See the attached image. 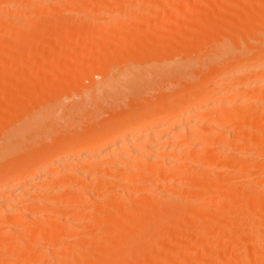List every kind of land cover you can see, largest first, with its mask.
<instances>
[{
	"label": "rangeland",
	"instance_id": "1",
	"mask_svg": "<svg viewBox=\"0 0 264 264\" xmlns=\"http://www.w3.org/2000/svg\"><path fill=\"white\" fill-rule=\"evenodd\" d=\"M1 2L3 3H1L2 5L0 4L1 5L0 6L1 7L0 8V60H1L0 61V101L2 102L4 101V102L3 103L0 102V121H1L0 122V155H2L0 156V158L1 159L3 158L1 162L5 161L4 163H6V161L13 162L14 160H15L14 162L17 161V163L19 160V162L23 164H33V163H38L41 161H49V160L51 161V159L53 160V157L54 159L56 158L55 157L56 154L60 155L59 153H61L62 157L65 156L64 158H67L66 157L68 155L67 152L68 153L73 152V150L76 148H79V149L84 148L85 150V148L88 145L92 144V142L99 143L106 138H111V137L114 138L115 135L117 134V132L115 133L116 130L118 131L119 128L126 126L127 125L126 122L129 123L135 118L144 116V117H149L150 120L152 118L154 119L157 115L161 113L160 108L164 106H168L170 104H174V107L176 106V108L179 109V111L181 108L183 109L185 108V106H187L186 104L185 106L182 105L183 107L181 106L178 107V104L181 105L179 102H184V103L190 102L188 103V105L190 106L192 103V101L189 98L190 93L200 90L201 89L200 87L205 88L206 85L207 87H211L210 83L212 84L213 82H215V80H217L218 77L220 76L222 77L224 74L234 71L235 67H233V65L232 66L230 65L231 61L234 59L232 57L236 58V56H240L242 55V53L245 54V52H248L249 54L255 53L254 60H256V62H258L259 65L264 63V61L260 63L261 58L264 57V55L263 56L260 55L262 54L261 51L263 49V47H261V44L264 46V0H255V1L254 0H104V1L103 0H47L46 4L45 2L38 1V0H33V1L32 0L31 1L29 0L28 1L27 0L25 1L5 0ZM247 15H250V16H247ZM37 16H39L40 18ZM12 28L15 32H13ZM224 39L229 40V45L227 47L230 46L231 49H229L230 48L229 47L227 55H224V57L226 56L225 59H227L225 61L227 62L229 61V63L227 62L224 63V59H223L224 57H223L222 58L223 65H222V63L219 62L221 60L219 59L218 61L215 60V58L217 57L213 56L212 53H216V51L219 48V44H222V40ZM211 41L213 42L211 43ZM248 44H251V45L248 46ZM256 45L260 47L258 46L256 47ZM216 47L218 48L216 49ZM208 48H209L210 54L208 53ZM200 49L201 50L203 49V51H201ZM229 50L233 52L231 51L229 52ZM240 50H241V54L239 55L238 52H240ZM200 51L201 53H199ZM203 52H206L207 54L206 53L203 54ZM7 56L9 58H7ZM205 58L207 59V61ZM185 60H188V62ZM184 61L186 64L184 63ZM233 61H235V59ZM217 62H218V65H216ZM182 64L183 65L185 64V65L183 66ZM256 64L257 63H255L254 61V66H256ZM154 65L156 66V68ZM181 65L183 66V68L185 66L187 67L188 65L189 68L185 67L186 69L185 71V69H183ZM229 65L230 67L223 71V69ZM199 66L201 69L199 68ZM207 67H208V70H205L207 69ZM217 67H219V69L221 67L222 68L221 70H219ZM179 68L180 69L182 68V71ZM158 69L161 72H159ZM175 69H179V71ZM217 69L218 71H221V72L218 73ZM164 70H167V71H164ZM163 71L165 73H163ZM212 71L213 72L215 71V72L213 73ZM149 73L151 75H149ZM216 73H218L217 74L218 76L216 75ZM105 74L106 75L112 74L111 76L112 78L113 77L114 78L111 81H115L116 76H119V79L114 82V85H115L114 88L112 86L110 87L107 86L108 88H111V89L113 88L114 90L112 91L111 89H109L110 91L108 90V88L106 89L105 80L107 76L105 77ZM131 74L135 78L136 77L140 78V80L142 81H140L137 78L135 79L131 77ZM155 74L156 76H159V77L152 76ZM208 74L213 77L208 78L209 77ZM123 75L125 76V79ZM130 77L133 78L131 79L132 81L129 80ZM126 79L127 81H130L129 83H127V85L123 84V82L124 83L127 82ZM260 79L262 80V78ZM133 80L135 81V83ZM254 80H255L254 86H256L254 87L255 88L254 93H256L254 94V96L255 95L259 96L260 100L257 99L255 101L254 99L253 106H250L249 102H250V97L252 98L251 93L253 91H250V92L248 91L249 94L246 92V94L243 95L244 97H242V99L246 98L245 100L247 103L245 102L243 104L242 103L243 100H242L241 102L236 103L235 104L236 107L234 108L237 111L242 109V112H241L242 115L248 117V118H245L244 116H242L244 117L246 121L243 119L244 122L241 121L242 122L241 126L245 125L243 123H246V125H245V128L241 127L242 130H238L242 132L243 129H245V132H243L242 134H243V137L244 135L245 136L247 135L246 136L247 140L245 141L240 140L241 143H239L240 141L238 140V138H236V135H235L238 131H236L232 135V133L234 132V129H237L235 128L236 126L234 127L235 124H233V125H230V128H233L231 129L232 132L229 131V133L231 132L230 134L227 133L228 131L227 129H225L226 133L228 134V140L231 139L230 141L234 142L233 144L231 143V146H226L225 143H229L227 142L228 140L223 141V139H221L222 136L218 135L219 137H214L211 140L209 139V141L207 139V143L206 141L202 142L203 144L205 143L204 149H199V147L203 148V145L198 146V148L196 147V151L195 149L193 150L192 148V150L190 151L196 152L197 155L199 153V156L201 154L205 157L207 155V157L209 156V158L213 156H220L218 160L217 158H216V161L212 160L213 164L212 165L209 164L210 167L204 166L202 167L203 170L198 169L199 170L198 173H196L197 169H195L197 168L196 164L193 163V161H191V159L188 158L190 157L192 159H196L197 157L194 158L193 155L190 154L192 155L191 157L188 153L187 154L189 156L185 154L181 156V154H179L183 161H186L187 163V159H189L190 164L192 162V164L195 166L192 168L190 165V167L188 166L189 169L187 168L188 170H190V172H193L194 170H196V172L192 176L188 177L187 176L189 174L188 173L186 175L187 178L184 176L185 178L180 177L184 179L182 180L179 179L180 183L181 181H183L184 185L185 183H187L189 184L190 187H187V189L182 188L183 190L178 191L179 186H177L178 189L176 188V186H173V184L174 183L176 184L177 182V181L175 182V180L173 179V177H175L173 176L175 175L173 173L175 172L172 173L173 170L175 171L173 165L177 163L176 160L178 159L176 156L174 160L175 162L169 164L170 166L167 164L168 167H165L166 169H168V171H170L168 172L165 169V172L167 171V173H172V174H168L170 175V178L168 175H166V179L167 177L169 178L168 183L166 182L167 180L164 179L165 176H163V174L160 175L162 178L158 177L157 179V175H155L156 176L154 177L155 179H151L152 181H154L153 184L156 182L155 180L157 179L156 184L154 185H152V183L150 184V186L152 185V187L157 186L156 187L157 189L162 188L158 186V185H161V183L162 184L164 183L167 185L169 184L167 187L164 185L163 187L164 189L162 188V190H160L162 192V195L161 194L159 195L161 196L157 195L158 192L157 194L156 192H154L155 188L151 189L150 187L149 191L144 190V188L146 187L145 186L146 184L143 185L142 184L143 182H141V184L137 182L136 184L135 183L132 184V186L130 185L128 187L130 188L129 191H128V188L125 189V187L124 189H122L123 187L121 186L123 184L121 183L120 179H119L120 181L117 180L118 178L116 177L117 175L115 176L112 175L111 177H115L116 178L115 181H119L120 183L118 182H117L118 184L116 182L113 183L114 181L112 179L114 178L111 179V182L109 181L110 175L109 176L107 175L111 173L108 170L110 168V164L105 165L104 168L108 167L106 171H108L109 173L108 172L106 173V171L103 169L105 172L102 170L101 173L102 174L106 173V174L104 176L102 175L103 178L99 177L101 179H98V180L95 179V181L97 180L98 182L99 180H102V179L106 181V179L108 178L107 182H109L110 185H112L113 183L112 187H114V185L117 186L119 184H122L120 185L122 190H120L119 188V191L121 192L123 191L122 194L126 190L128 192L124 193L125 195L133 190L132 192L135 193L136 191L139 195H141L142 199H141V196H138L140 198H137V201L135 200L136 202L134 204L135 205L137 204V207L134 206L135 207L134 208L131 206L132 208L131 207L129 208V206H124L126 209L127 208L132 209V210L134 209L132 213L135 215V217H133L132 213L130 214L131 210L127 209L129 213H127L126 215L128 214L132 215V220L129 219V215L127 216L128 217L127 219L125 212H124L126 210L122 208L123 206L121 204L120 205L122 207L120 206V208L117 210L118 211L116 212L117 214H115V212H112L113 210L109 207L111 209L112 214L114 215V218L117 219V220L113 219V221H115L114 222L115 226L113 225L114 227L111 229L109 228L110 223L107 224L105 220L113 217V215H111L110 209L103 208V206L104 207L105 205L106 207L109 206L107 205V203L110 204V202L112 201V199L109 198L111 195L113 196L118 195L116 194V191H118L117 188L114 189L115 191L111 190V191H114L115 193L114 194L112 192L113 194H111L108 191L111 189V188L109 189L110 186H107L108 189L106 188L107 193L105 190L101 191V188L104 189L106 187L105 184H101V183H100L101 186L104 187L105 185L104 188L101 187L99 184H98L99 187L97 186L98 187L97 188L95 187L97 184L94 183L95 184L94 186V184L92 183V186H94L93 190H91L93 188L92 186L91 187L87 186L89 188H84L86 190L81 191L78 189L76 190L74 188L75 190L73 191V186H72L71 187L72 189L71 188L69 189L72 191H69L66 193L61 192L62 195H60V197L58 195V198H67L68 196V199L69 198L72 199V196H73L74 199L72 200V202L70 201L71 199L69 200L70 201L69 207H71L72 209L69 207L68 209L64 207L62 208L63 210L59 209L61 213H59L60 211L57 210L58 213L56 211L57 213L56 214L55 213L56 209H52L53 207L51 206L52 208L49 207L51 209V210L49 209V211H47V208H44L47 212L46 216L49 219L48 218L41 219V220L38 219L37 222L36 221L30 222V220L33 221L32 220L33 218L31 219L28 218L29 222L27 223L38 224L39 228H36V229L37 230L39 229L38 231L42 230L40 231V233L42 234L44 232L42 236V234L40 233L38 234L37 233L38 231L36 230L35 231L36 234H33L35 233L33 232L32 233L33 235L29 236L31 237V239L26 238L27 241L28 240L30 242L33 241L35 245L37 241L40 240V243L39 242L37 243L39 244L38 246H36L37 248L35 247L36 249L34 248V250H32L34 253H30V254L35 255V257L38 255L40 259L41 258L40 256H42V254H45L46 256V254L49 253L48 251H50V254H49L50 256L49 255H48L49 257L47 256L49 258V260H47L48 263L50 262L49 264L51 263L58 264L60 263V261H61L60 264H63L65 261H66L65 264L68 262H71L70 264H79V263L80 264H86V263L87 264L88 263L89 264L90 263L91 264H119V263L121 264H134V263L135 264H253V263L254 264H264V227H263L264 225H260V223L262 224L264 220V173H263L264 172V160H263L264 159V140H263L264 139V131H263L264 130V118H261V115L263 114L262 111H264V92H263L264 85H262L263 81L262 82L260 81L261 83L258 84L256 79ZM1 81H4V82H1ZM191 81H194V82H191ZM119 85L120 86L122 85V88ZM125 85L127 87H125ZM104 87L108 91L103 89ZM116 87L122 89V91H120V89L118 90ZM100 90H104L107 94L104 92L103 93L100 92ZM4 97L6 98V100L4 99ZM239 103H241V105H239ZM224 108H222V112L223 110L224 112L227 111ZM228 108H230V106ZM231 109L233 108H230V110ZM79 111L81 112L79 113ZM237 111L235 113H237ZM35 112L37 115H34ZM64 112L67 113L68 115L67 114L65 115ZM215 112L213 113V115L211 114V116L209 117H212V118L214 117V119H216L218 115L220 114L221 109H220V112H217V113ZM262 116L264 117V115ZM128 125H130V123ZM230 128L228 130H230ZM220 133L223 134V132H220ZM154 134H155V137H154ZM158 134L160 135L158 136ZM239 134H237V137ZM13 135H15L16 139ZM108 135H111V136H108ZM143 135L144 136L143 138H141V142H138L141 144L136 143L134 145L135 143L134 142L133 144L130 143L129 146L128 145H125V147L123 146V149L120 148L121 150L117 149L118 152L117 151L115 152L117 155L116 158L120 160L122 154H123V157H125L126 154L128 156L129 149L136 148L135 150L137 151H134V152H136L135 154L137 155H138L137 152H139V155L138 156L135 155V158L137 157L138 159H143L147 154L146 156L147 158L146 157L145 158L148 159L149 157L148 155L149 154L152 155L153 151L159 147L158 146L159 143L160 144L164 143L165 145L166 144L169 145L171 142V139H170L169 140L170 142L167 141L166 143L165 140L167 139L163 138V141L160 140V142H158V141L153 140L154 142H152L151 140L148 144L143 145L142 141L146 139V133ZM156 135L160 137L162 135V131L161 132L157 131V134L154 132L152 134V138H156ZM223 136L224 138H227L226 135H223ZM8 137L14 144L8 139ZM11 137H13L14 139ZM240 137L242 136H239V138ZM234 138L237 139L238 144L235 143L236 139ZM241 139H244V138H241ZM8 140L10 142H7ZM221 140L223 141V143ZM154 145L157 147L152 149L153 148L152 146ZM84 150H80V155L79 154H75L76 156L74 155L73 157L74 159L72 158V160L75 163H72V165L76 164V162L79 164L81 160L79 156H82L81 154L85 153ZM202 155L200 157L202 159H205ZM236 155L239 156L238 159H235L236 161H234V162H237V164H233L231 162L230 164L231 165L233 164L235 166L233 167L232 165V168L229 169L228 167H226L227 163L230 162V160L234 159L235 157L233 158V156H236ZM180 157L178 159L179 164L177 163L176 165H178L177 167L180 166L181 168L183 165V168H184V164L186 163L183 162L180 159ZM200 157L198 158V160L201 159ZM105 159L107 161L108 160L110 161L111 156L106 157ZM113 159L117 161V159L115 158ZM212 161H210V163ZM110 162H113V160H111ZM197 163H198L197 164L198 166L200 163L199 162ZM9 164L1 165L0 163V167L8 166ZM172 166L173 168H170ZM70 168L71 169L73 168L72 170H74V167H69V168L67 167L68 170ZM63 169L62 170L66 172L65 173L66 175H64V173L62 174L63 171L61 170L60 171L62 174V176L60 174L61 178L63 176L64 177L71 176L73 178L71 173L72 174L76 173L75 170H74L75 173H73L72 170H70V172L67 173L68 170L65 171L66 168H63ZM67 174H70V175H67ZM57 175L55 176V179L56 178L59 179ZM80 177L77 174L75 175L74 178L79 179ZM177 177H175V179ZM72 178H70L71 181L74 179ZM196 178L197 179L201 178L202 180L204 178L205 181L208 183L206 184L205 182V184L201 185L202 180H199V179L197 180ZM207 178H208V181H207ZM62 179H65V178H62ZM159 179L165 180L166 183L165 182L158 183ZM49 180L50 181L49 182L47 181L46 183H53V184L56 183L55 182L56 180L54 181V178L49 179ZM217 180H219V182H217L219 184H216L215 181ZM78 181L77 180L74 181L75 183L74 185L77 184V186H79L78 184H80L81 186L83 182L86 184V181H84V179L82 180L83 182L80 179ZM171 181H173V183H171ZM199 181L201 184H199ZM202 182L204 183V180ZM240 182H242V184H240ZM102 183H105V182H102ZM170 183H171V187L173 186L172 188L175 187L176 189H172L170 187ZM180 183L178 184L180 185ZM44 185L45 184H43V187H45ZM54 185L56 186V184ZM46 187H47V184H46ZM141 187H144L142 188V191L144 190L143 192L141 191ZM195 188L197 189L195 190ZM88 189H90L89 190L90 192L88 191ZM137 189H139L140 191ZM98 191L101 195L102 194L104 195V196L102 195V198H100L101 195L98 196ZM164 191L167 192L168 194H166ZM108 192L111 194L110 196ZM32 194L36 195L34 191H32ZM32 194L27 193L28 196H25V198L29 197V199L27 200H30V198L32 199V197L29 196ZM122 194L119 192V195H122ZM163 194L164 195L166 194L167 195L166 199L167 198L169 199L170 203H168V205L172 204V206H170L171 210L176 207L175 210H178V211H175L173 209L172 212H169V214H167L166 212L170 211V208H169V210L167 209L166 211L162 210L163 213L161 212V214H159L160 211L157 212V215L153 216L154 218L152 217V215H154L156 212L154 214L152 213L150 214L151 215L150 217H152L151 219L149 217H148L149 219H147L146 217L143 219L141 217L142 216L141 213L143 212L144 214V212H147L146 206L148 209L149 208L148 204L151 202L152 198L154 200H156V198H154L156 196L162 198ZM125 195H122V197L124 198L121 197L124 200L126 199L125 203L127 204L125 205H129L133 203L132 200H131V203H129L130 199L127 200L128 198H126ZM39 196L37 197L34 196V198L29 201V203L31 202V204H29L26 201L27 203H24V205L25 204H28V205L25 207V209L29 207L30 210L26 209L24 211L30 212L31 210L35 211L36 209L37 211L35 212H38L39 210L38 208L42 206L40 202L43 201V197L41 196V198H39ZM187 196L189 197L187 198ZM51 197H54V196H51ZM117 197H119L118 202L119 203L122 202V200L120 199V196H117ZM171 197L174 200L170 201ZM58 198L57 196H55V198H52V199L50 198V200L51 202L54 203L55 200L53 199H56L57 204H58L61 201V199H58ZM108 198L110 200H108ZM138 199L140 200L138 201ZM154 200L152 201L154 202ZM217 200L220 202H218ZM99 201H101L100 203H102V205L99 203ZM172 201H174L173 203L175 204V206L173 205ZM248 201H249L248 205H251L254 208L251 206H248L246 208L245 206L246 204L244 203H247ZM97 202L98 204H96ZM1 203H0V206L2 205ZM122 203L124 204V202ZM151 204L153 205V203ZM198 204L200 205L197 206ZM231 204L232 206H234L233 208ZM190 207H193L194 209H196V214H194V209L191 208L193 209V212L191 210L192 213L191 214L189 213L188 215L190 217H188L186 210L187 212H190ZM99 209L104 210L106 213L108 212V214L103 215L104 211L100 213L101 210ZM106 209L108 211H106ZM244 209L246 213L244 212ZM250 209H252L251 212L248 211ZM98 210L99 212L97 213ZM149 210H151V208H149ZM39 211H40L39 213L41 214L45 212L43 211L42 213L41 210ZM94 211H96V213ZM136 211H138V215ZM139 211L141 212L140 214H139ZM35 212L32 214H35ZM46 212L44 214H46ZM123 212L124 214H122ZM174 212L176 213L174 214ZM148 213H147V216H149ZM250 213H253V214H250ZM249 214L251 215V217ZM178 215H179V219L177 218ZM246 215H249L250 219L248 218V216L246 217ZM70 217L75 220L77 219L75 224L80 222L79 224L83 226L82 227L80 226L78 228L73 226L72 227L73 229H70V228L65 229L66 228L65 226L61 227L59 225V224L64 225L63 224L64 219L62 218L69 219ZM100 218L102 221L100 220ZM194 219L197 223L194 221ZM228 219L230 221L234 220L235 221L233 222L234 225H232L233 223L230 224V221ZM61 220H62V223H59L61 222ZM136 220L137 221L139 220L140 228L137 227L136 229H133L131 231L126 230L127 224L128 223L131 224L132 223L131 221H133L132 224H135L137 222ZM92 221L93 222L99 221L98 226H96V228L98 229L97 231L95 228H90V226H88V225H91V223H93ZM177 221L179 222V224ZM227 221L229 224L227 223ZM225 222L227 225L225 224ZM139 224L137 223L138 226ZM151 225H153V227ZM229 225H231V228L229 227ZM58 226L61 229L57 228ZM151 227L153 229L154 228L156 229V231L152 229L154 231L152 232L153 235L149 237L151 241L150 240L148 241L147 239L144 240L143 237L145 236L144 235L145 230L147 231ZM220 227L221 228L223 227L224 229L222 228L221 230ZM219 230L221 233L219 232ZM226 230L229 232H227ZM206 232L207 233L212 232L208 234V238L203 237L205 235L204 233ZM19 233L23 234L22 231ZM55 233H57V236ZM115 233L117 237L115 236ZM207 233L205 236H207ZM21 234L17 233V235L10 237V239L4 244H0L2 245L0 249H4V250H1L2 253L1 252L0 253L4 254L5 250L7 249L11 250L14 247H18L19 245L16 244V242L17 241H18L17 243L21 242L19 240L23 238ZM187 234L194 237V239L190 236H187ZM216 234L218 235L220 234V236L217 237L215 236ZM12 235H14V233ZM108 235H111V236H108ZM120 235L122 237H120ZM171 237H174L175 240L177 238L178 239L176 240L177 242L173 238L172 239L175 242L172 241ZM198 237H200V239H198ZM53 238H59L60 241L63 240L60 242L61 245L58 243L59 241H57V243L59 244L58 245L54 241L56 239L53 240ZM132 238L137 240V243ZM206 238L210 240L207 241ZM139 240L143 241V243H145V241L147 242L143 244ZM244 240H246V242H244ZM248 240L249 242L250 240L252 242L248 244L247 243ZM23 241L25 242V244H23L24 242H22L23 245L20 244V246L22 245L24 247V245L27 246V244H29V241L28 243H26L25 240ZM53 241L55 245H58L56 246V248H54L55 246L53 245L54 244ZM109 241L112 244H110ZM190 241L193 243H190ZM95 242H97V246ZM139 242H141L143 245L139 244ZM83 243L84 244L86 243L85 244L86 246L88 245V243H90L89 244L90 246L88 245L89 249L93 250V247H95L94 250L96 249V251L93 250L94 253L91 252L92 250L90 251L88 248H86V246H84ZM108 243L110 246L108 245ZM244 243L246 244V246ZM105 244L108 247L105 246ZM133 244H137V245H133ZM171 244H174V245H171ZM241 244H243V246ZM135 247L139 250V251L136 250L137 254H135L136 252ZM139 247H142L143 250L142 248H139ZM154 247H157L158 249L157 248L155 249ZM228 247H230L231 249H228ZM52 248H54V250ZM58 248L59 250L61 249L60 252ZM109 248L111 249L116 248L115 249L116 253L115 254L113 253L110 255ZM151 248L155 251L157 250V252L155 251L152 252L153 250ZM85 249H88L87 250L89 251L88 255L91 254L92 257L91 255L89 257L87 256V251ZM55 250H58L59 253H57V251ZM185 251H186V255L184 254ZM132 252L134 253V255H131L133 254ZM53 253H57L56 256H54L55 254ZM102 253H104L105 256H103ZM128 253L130 256L128 255ZM178 253L180 254L177 255ZM51 254L53 255V257H51L52 256ZM259 255L260 257L262 255L263 258L262 259L259 258V260H257ZM70 256L73 257V259H71L72 261L70 260L71 258ZM251 256L254 262H252V259H250ZM86 257L87 259H89L88 260L89 262L86 261L87 260ZM15 258L10 259L9 263L5 262L4 264L18 263L19 261H17V259L15 261ZM224 258H226V260H224ZM11 260H14L15 262ZM43 262L45 263L46 261L45 260L43 261V258H42L40 263L35 262V260H33V262L30 260L29 263L30 264L31 263L32 264H42ZM47 262L46 264H48Z\"/></svg>",
	"mask_w": 264,
	"mask_h": 264
},
{
	"label": "bare ground",
	"instance_id": "2",
	"mask_svg": "<svg viewBox=\"0 0 264 264\" xmlns=\"http://www.w3.org/2000/svg\"><path fill=\"white\" fill-rule=\"evenodd\" d=\"M1 1H5V0H0V4L1 3H3V2H1ZM9 1V0H8ZM18 1V0H17ZM21 1H25V0H21ZM28 1V0H27ZM29 1H31V0H29ZM33 1V0H32ZM38 1H43V2H45V4L47 3L46 1L47 0H38ZM104 1V0H103ZM255 1V0H254ZM42 2V3H43ZM28 3V2H27ZM44 4V3H43ZM2 5V4H1ZM0 5V6H1ZM249 6V5H248ZM1 8V7H0ZM116 8V7H115ZM122 8V7H121ZM253 10V9H252ZM87 11V10H86ZM43 12V11H42ZM13 13H15V12H13ZM86 13V12H85ZM114 13V12H113ZM52 14V13H51ZM84 14V13H83ZM245 14H247V13H245ZM14 15V14H13ZM22 15V14H21ZM93 15V14H92ZM254 15V14H253ZM55 16V15H54ZM63 16V15H62ZM246 16V15H245ZM247 16H250V15H247ZM256 16V15H255ZM258 16H259V14H258ZM37 17H39V16H37ZM67 17V16H66ZM87 17V16H86ZM235 17H236V15H235ZM40 18V17H39ZM38 18V19H39ZM54 18V17H53ZM65 18V17H64ZM92 18V17H91ZM116 18V17H115ZM257 18V17H256ZM25 19V18H24ZM216 19V18H215ZM221 19V18H220ZM236 19V18H235ZM223 20V19H222ZM237 20V19H236ZM65 22V21H64ZM230 22V21H229ZM232 23V22H231ZM13 25V24H12ZM227 26H228V24H227ZM234 26V25H233ZM247 26V25H246ZM201 29H203V28H201ZM12 30H13V28H12ZM66 30V29H65ZM226 30V29H225ZM224 30V31H225ZM241 30H243V29H241ZM185 31V30H184ZM188 31V30H187ZM240 31V30H239ZM6 32H8V31H6ZM13 32H15L14 30H13ZM186 32V31H185ZM226 32H228V31H226ZM37 33V32H36ZM246 33V32H245ZM251 33H252V31H251ZM64 34V33H63ZM144 34V33H143ZM146 35V34H145ZM201 35V34H200ZM236 35V34H235ZM255 35H256V33H255ZM52 36V35H51ZM178 36H179V34H178ZM68 37V36H67ZM126 37V36H125ZM221 37V36H220ZM238 37V36H237ZM50 38V37H49ZM176 38V37H175ZM180 38V37H179ZM235 38V37H234ZM212 39V38H211ZM197 40V39H196ZM235 40V39H234ZM236 41V40H235ZM234 41V42H235ZM139 42V41H138ZM213 41H211V43H212ZM248 42V41H247ZM76 43V42H75ZM219 43V42H218ZM105 44V43H104ZM175 44V43H174ZM208 44H210V43H208ZM40 45V44H39ZM177 45V44H176ZM229 45V40L228 39H224V40H222V44H219V48L218 47H216V49L218 48V50L216 51V53H212V52H214V51H212L211 53H212V55L213 56H215V57H217V58H215V60H217L218 61V59L219 60H221V61H219V62H223V60H222V58L224 57V55H227V52H228V48L230 47H227ZM231 45V44H230ZM251 44H248V46H250ZM11 46V45H10ZM180 46V45H179ZM205 46V45H204ZM213 46V45H212ZM258 45H256V47H257ZM7 47V46H6ZM30 47H31V45H30ZM169 47V46H168ZM206 47V46H205ZM208 47V46H207ZM258 47H260V46H258ZM261 47H263V49H262V51H261V53L262 54H260V55H264V46L261 44ZM135 48V47H134ZM245 48V47H244ZM170 49V48H169ZM204 49V48H203ZM203 49L201 50V51H203ZM229 49H231V47L229 48ZM241 49V48H240ZM246 49V48H245ZM248 49V48H247ZM254 49V48H253ZM258 49V48H257ZM261 49V48H260ZM10 50V49H9ZM172 50V49H171ZM195 50V49H194ZM198 50V49H197ZM233 50V49H232ZM256 50V49H255ZM60 51V50H59ZM199 51V50H198ZM201 51L199 52V53H201ZM206 51V50H205ZM211 51V50H210ZM231 50H229V52H230ZM250 51V50H249ZM13 52H14V50H13ZM47 52V51H46ZM162 52V51H161ZM196 52V51H195ZM207 52V51H206ZM206 52H203V54H205ZM231 52H233V51H231ZM251 52V51H250ZM260 52V51H259ZM258 52V53H259ZM138 53V52H137ZM166 53V52H165ZM194 53V52H193ZM198 53V52H197ZM197 53H196V55H197ZM208 53L210 54V52H209V48H208ZM239 53V55L241 54V50H240V52H238ZM30 54V53H29ZM28 54V55H29ZM202 54V55H203ZM207 54V53H206ZM229 54H231V53H229ZM248 52H245V54H243L242 53V55H240V56H236V58L235 57H232V58H234L235 59V61H231V66L233 65V67H235V69H234V71H232V72H229V73H226V74H224L221 78L220 77H218V79L217 80H215V82H213L212 84L210 83V85H211V87H207V85L205 86V88L203 89L202 87H200L201 89L200 90H197V91H195V92H192V93H190V95H189V98H190V100L192 101V103H191V105L189 106L188 105V103H190V102H186V103H184V102H179L181 105H179L178 104V107L179 106H181V107H183V106H185L186 104H187V106H185V108H181L180 109V111H179V109H177L176 108V106L174 107V104H170V105H168V106H164V107H162V108H160V111H161V113L159 114V115H157L154 119L152 118L151 120L149 119V117H138V118H135V119H133L131 122H129L130 123V125H128L129 123L128 122H126L127 123V125L126 126H124V127H121V128H119L118 129V131L116 130L115 131V133L117 132V134L115 135V137L114 138H106V139H104L103 141H101V142H92V144H90V145H88L86 148H85V150H84V148L83 149H79V148H76V149H74L73 150V152H67V154H65V155H67L66 157L67 158H64V157H62L61 156V153H59L60 155H58V154H56V155H58V156H56L55 155V159H54V157H53V160L51 159V161L49 160V161H41V162H38V163H33V164H23V163H21V162H19V160H18V163H17V161L16 162H14L15 160V158L13 159L14 161L12 162H10V164H9V162L8 161H6V163H4V162H1V160L3 159H1L0 158V163H1V165L3 164H5V165H7V164H9L8 166H4V167H0V200H2V201H0V203L2 204L1 206H0V232H2V233H0V244H4L5 242H7L9 239H10V237H12V236H15V235H17V233L18 234H21V233H19V232H21L22 231V233L23 234H21V236L23 237V238H21V239H23V240H25L26 241V243H28V241H27V239L28 238H30L31 239V237H29V236H31V235H33V234H36V228H39V225L38 224H36V223H27V222H29V219L28 218H33L32 220L33 221H31L30 220V222H34V221H38V219L39 220H41V219H46V218H48L46 215H47V212H46V210L44 209V208H47V211H49V207H51L52 209H56L55 210V213H56V211L58 210V211H60L62 208H64V207H66L67 209H68V207L70 206V201L72 202V200L74 199L73 198V196H72V199L71 198H69L68 199V196H67V198H58V195H59V197H60V195H62L61 194V192L63 193V192H69V191H72V190H69L72 186H73V191L76 189H78V190H86V189H84V188H89V187H91L92 186V183L94 184V183H96L97 185L95 186V184H94V186L95 187H99V185L101 186V184H105L106 185V187H105V185H104V187L103 186H101V187H103L104 189H102L101 188V191H106V193H107V190H106V188H107V186H110L109 187V189L110 190H108L111 194H113L114 193V189H116L117 188V190L119 191V188H120V190H122V189H124V187H125V189H127L130 185L132 186V184H136L137 182H139V184H141V182H143L142 184L144 185V184H146L145 186V188L144 187H141V191H142V188H144V190H148L149 191V189H150V187H151V189L153 188H155V190H157V191H155L154 190V192H156V194H157V192H158V194L157 195H159V194H161L162 195V192L160 191V190H162V188L164 187V185L167 187L168 185L167 184H162L161 182H165V180H167L166 182L168 183V181H169V178H170V175H168V174H172L173 172H175V173H173V174H175V175H173V176H175V177H177L176 179H175V177H173V179L175 180V182H176V184L174 185L173 184V186H176V188L178 189V187L177 186H179V189H178V191L180 190H183L182 188H186L187 189V187H190L189 186V184H187V183H185V185H184V183H183V181H181V183H180V180L179 179H184L185 177L187 178V176L189 177V176H192L195 172H196V170H194L193 172H190V170H188L189 168H188V166L190 167V165H191V167L193 168V167H195L193 164H192V162H191V164H190V160L189 159H191V161H193V163H195L196 164V167L197 168H195V169H197V172L196 173H198L199 172V170L198 169H202L203 170V168L202 167H204V166H206V167H210L209 166V164H213V161H216V158H217V160L219 159V157L220 156H213V157H211V158H209V156L207 157V155H206V157L208 158H206L205 156H203L202 154V156L205 158V159H202L200 156H199V153H198V155L196 154V152H191L190 150H192V148H193V150L195 149V151H196V147L198 148V146H201V145H203V148H200L199 147V149H204V144L202 143V142H204V141H206V143H207V139H208V141H209V139L211 140L212 138H214V137H219V136H222V138L221 139H223V141H226V140H228V134L227 133H229V131H231V129H233V128H230V125H233V124H235L234 125V127L235 128H237V129H234V132L232 133V135L236 132V131H238V130H242V128H245V125H246V123H243V124H245V125H242L241 126V123L242 122H244V117L245 118H248V117H246V116H244V115H242V109L241 110H239V111H237L236 109H234L235 107H236V103H238V102H241L242 100H243V104L246 102V98H243L242 99V97H244L243 95L244 94H246V92L248 93V91L250 92V91H253L251 94H252V98L250 97V102H249V105L250 106H253V104H254V99H255V101L257 100V99H259V96H257V95H255L254 96V94H256V93H254V87H256V86H254V79H256V81H257V83L259 84V83H261L262 81H263V83H262V85H264V63L263 64H261V65H259V63L258 62H256V60H254V54H249ZM181 55V54H180ZM184 55V54H183ZM192 55V54H191ZM195 55V54H194ZM236 55V54H235ZM61 56V55H60ZM165 56V55H164ZM200 56V55H199ZM206 56V55H205ZM212 56V57H213ZM231 56V55H230ZM256 56V55H255ZM193 57V56H192ZM196 57V56H195ZM208 57V56H207ZM210 57V56H209ZM226 57V56H225ZM225 57L223 58L224 59V63H226L227 61H225V60H227V59H225ZM7 58H9L8 56H7ZM28 58H30V57H28ZM32 58V57H31ZM214 58H213V60H214ZM256 58V57H255ZM264 57H262L261 58V62L260 63H262L263 61H264V59H263ZM96 59V58H95ZM142 59V58H141ZM183 59V58H182ZM197 59V58H196ZM206 59V58H205ZM258 59V58H257ZM263 59V60H262ZM12 60V59H11ZM1 61V60H0ZM106 61H108V60H106ZM153 61V60H152ZM170 61V60H169ZM183 61V60H182ZM185 61H187L188 62V60H185ZM185 61H184V63H185ZM206 61H207V59H206ZM211 61H212V59H211ZM254 61H255V63H257L256 64V66H258V67H256V66H254ZM258 61V60H257ZM10 62V61H9ZM171 62V61H170ZM191 62V61H190ZM208 62H209V60H208ZM215 62V61H214ZM5 63V62H4ZM220 63V64H221ZM227 63H229V61L227 62ZM3 64V63H2ZM83 64V63H82ZM155 64V63H154ZM167 64V63H166ZM172 64V63H171ZM170 64V65H171ZM186 64V63H185ZM184 64V65H185ZM111 65H113V64H111ZM150 65V64H149ZM160 65V64H159ZM162 65H164V64H162ZM183 65V64H182ZM181 65V66H182ZM183 65V66H184ZM196 65V64H195ZM215 65V64H214ZM216 65H218V62L216 63ZM222 65H223V63H222ZM221 65V66H222ZM225 65V64H224ZM230 65L229 66H227L226 68H224L223 69V71L224 70H226L227 68H229L230 67ZM26 66V65H25ZM155 66V65H154ZM183 66H182V68H183ZM193 66V65H192ZM191 66V67H192ZM205 66V65H204ZM166 67V66H165ZM174 67V66H173ZM177 67V66H176ZM178 67H179V65H178ZM177 67V68H178ZM186 67V66H185ZM185 67L183 68V69H185ZM187 67L189 68V66L187 65ZM186 67V68H187ZM211 67V66H210ZM220 67V66H219ZM219 67H217L218 69H219ZM223 67V66H222ZM221 67V68H222ZM22 68V67H21ZM103 68V67H102ZM113 68V67H112ZM148 68V67H147ZM155 68H156V66H155ZM182 68L180 69L181 71H182ZM199 68H200V66H199ZM213 68V67H212ZM221 68L219 69V70H221ZM2 69H3V67H2ZM171 69H172V67H171ZM179 69H175V70H178L179 71ZM201 69V68H200ZM216 69V68H215ZM218 69H217V72L219 73V72H221V71H218ZM44 70V69H43ZM150 70V69H149ZM155 70V69H154ZM160 70H162V69H160ZM205 70H208V67H207V69H205ZM138 71V70H137ZM158 71H159V69H158ZM164 71H167V70H164ZM163 71V73H165ZM168 71H169V69H168ZM185 71H186V69H185ZM192 71V70H191ZM194 71V70H193ZM198 71V70H197ZM203 71V70H202ZM228 71V70H227ZM111 72V71H110ZM149 72V71H148ZM159 72H161V71H159ZM213 72V71H212ZM215 72V71H214ZM213 72V73H214ZM130 73V72H129ZM133 73V72H132ZM151 73V72H150ZM149 73V75H151ZM182 73V72H181ZM218 73H216V75L218 74ZM120 74V73H119ZM142 74V73H141ZM157 74V73H156ZM156 74L155 75H152V76H156ZM183 74V73H182ZM187 74V73H186ZM185 74V75H186ZM199 74V73H198ZM207 74V73H206ZM112 75V74H111ZM110 74H105V77H106V82H105V86H106V89L108 88V87H110V86H112L113 88H114V82L116 81V80H118L119 79V76H116V78H115V81H111L113 78H112V76H111ZM122 75V74H121ZM125 75V74H124ZM123 75V77H124V79H125V76ZM136 75V74H135ZM148 75V74H147ZM171 75V74H170ZM173 75V74H172ZM179 75V74H178ZM211 75H212V73H211ZM211 75H209L208 74V78H212L213 76H211ZM214 75V74H213ZM9 76V75H8ZM176 76V75H175ZM184 76V75H183ZM187 76H189V75H187ZM186 76V77H187ZM191 76V75H190ZM206 76V75H205ZM211 76V77H210ZM218 76V75H217ZM122 77V76H121ZM127 77V76H126ZM131 77H133V78H135L132 74H131ZM130 77V79L129 78H127V79H129V80H131V79H133V78H131ZM156 77H159V76H156ZM171 77V76H170ZM203 77V76H202ZM137 78V77H136ZM135 78V79H136ZM146 78V77H145ZM169 78V77H168ZM177 78V77H176ZM185 78V77H184ZM260 78H262V80L260 79ZM21 79H23V78H21ZM25 79V78H24ZM58 79V78H57ZM127 79H126V81H127ZM137 79H139L140 80V78H137ZM165 79V78H164ZM194 79V78H193ZM206 79V78H205ZM251 79H253V80H251ZM76 80V79H75ZM138 80V81H139ZM144 80V79H143ZM150 80V79H149ZM153 80V79H152ZM158 80V79H157ZM161 80V79H160ZM162 80H163V78H162ZM173 80V79H172ZM204 80V79H203ZM211 80V79H210ZM213 80V79H212ZM251 80V81H250ZM26 81V80H25ZM77 81V80H76ZM125 81V82H126ZM132 81V80H131ZM134 81V80H133ZM140 81H142V80H140ZM179 81V80H178ZM186 81V80H185ZM201 81V80H200ZM261 81V82H260ZM1 82H4V81H1ZM130 81H127L126 83H124L123 82V84H126L127 85V83H129ZM191 82H194V81H191ZM199 82V81H198ZM40 83V82H39ZM118 83H120V82H118ZM134 83H135V81H134ZM133 83V84H134ZM122 84V83H121ZM122 84V85H123ZM198 84V83H197ZM122 85L120 86L121 88H122ZM125 85V87H127ZM176 85V84H175ZM255 85H256V83H255ZM108 86V87H107ZM194 86V85H193ZM192 86V87H193ZM111 89V88H108V90L109 89H111V91L112 90H114V89ZM118 90L120 89V88H118V87H116ZM186 88V87H185ZM191 88V87H190ZM260 88V87H259ZM264 88V87H263ZM14 89V88H13ZM16 89V88H15ZM103 89H105V87L103 88ZM105 89V90H106ZM117 89H116V91H117ZM123 89H124V87H123ZM253 89V90H252ZM28 90V89H27ZM108 90H106V91H108ZM99 91V90H98ZM110 91V90H109ZM120 91H122V89H120ZM27 92V91H26ZM100 92H104V93H106L104 90H100ZM115 92V91H114ZM172 92V91H171ZM257 92V91H256ZM264 92V91H263ZM110 93H112V92H110ZM107 94V93H106ZM122 94V93H121ZM249 94V93H248ZM113 95V94H112ZM10 96V95H9ZM83 96V95H82ZM118 96V95H117ZM84 97V96H83ZM114 97V96H113ZM246 97V96H245ZM7 98H9V97H7ZM4 99L6 100V98L4 97ZM165 99V98H164ZM251 99H252V101H251ZM245 100V101H244ZM247 100H249V99H247ZM260 100V99H259ZM21 101V100H20ZM160 101V100H159ZM261 101H263V100H261ZM0 102H2V101H0ZM4 102V101H3ZM2 102V103H3ZM14 103V102H13ZM183 103V104H182ZM247 103V102H246ZM259 103V102H258ZM257 103V104H258ZM76 104V103H75ZM183 105V106H182ZM239 105H241V103H239ZM238 105V106H239ZM248 105V104H247ZM82 106H84V105H82ZM145 106V105H144ZM230 106V108H233V109H231L230 110V108H228ZM232 106H234V107H232ZM256 106V105H255ZM259 106V105H258ZM225 107V108H224ZM245 107V106H244ZM61 108V107H60ZM222 108H224V109H226L227 111L226 112H224V110H223V112H222ZM228 108V109H227ZM242 108V107H241ZM72 109V108H71ZM80 109V108H79ZM220 109H221V112H220ZM240 109V108H239ZM237 111V113H235L236 111ZM8 111V110H7ZM20 111V110H19ZM72 111V110H71ZM216 111V112H215ZM5 112V111H4ZM81 111H79V113H80ZM217 113V112H220V114L218 115V117L216 118V119H214V117L212 118V117H209V116H211V114L213 115V113ZM239 112H240V114H239ZM263 112V114L262 115H264V111H262ZM8 113V112H7ZM65 113V112H64ZM70 113V112H69ZM67 113H65V115H66ZM74 114H76V113H74ZM133 114V113H132ZM34 115H37L36 114V112H35V114ZM68 115V114H67ZM72 115V114H71ZM247 115V114H246ZM261 115V118H264L263 116ZM19 116H20V114H19ZM22 116V115H21ZM45 116V115H44ZM70 116V115H69ZM73 116V115H72ZM242 116H244V117H242ZM41 117H42V115H41ZM23 118H25V117H23ZM71 118V117H70ZM211 118V119H210ZM244 119V120H243ZM128 121V120H127ZM242 121V122H241ZM246 121V120H245ZM1 122V121H0ZM125 123V122H124ZM124 125V124H123ZM249 125V124H248ZM16 127V126H15ZM230 128V130H228L229 128ZM242 127V128H241ZM4 128V127H3ZM225 129H227V133H226V130ZM15 130V129H14ZM114 130V129H113ZM247 130V129H246ZM3 131V130H2ZM157 131H162V135L160 136V137H158L160 134H158V136L156 135V138H152V134L155 132L156 134H157ZM264 131V130H263ZM5 132H7V131H5ZM218 132V133H217ZM220 132H223V134L222 133H220ZM232 132V131H231ZM230 132V133H231ZM239 132H240V134H239ZM243 132H245V129H243V131L241 132V131H238L235 135H236V138H238V140L240 141H245V140H247L246 139V136L244 135V137H243ZM247 132V131H246ZM146 133V139L144 140V141H142V144L144 145V144H148L151 140H152V142H154V141H158V142H160V140H162L163 141V138L165 139H167V140H165V142L167 143V141L168 142H170L169 140L171 139V142H170V144L169 145H165L164 143V145L163 144H160L159 143V147L158 148H156L157 146H152L153 148L152 149H154V148H156L154 151H153V153H152V155H148L149 157H148V159H146L147 157V154H146V158L144 159H138L137 157L135 158V155L136 156H138L139 155V152H137L138 153V155L137 154H135L136 152H134V151H137V150H135L136 148H131V149H129V151H128V156H127V154H126V156L125 157H123V154H122V156H121V158H120V160H118V158H116V151H117V149L119 150L120 148H122L123 149V146L125 147V145H128L129 146V144L130 143H134V145L136 144V143H138V142H141V138H143V134H145ZM229 133V134H230ZM12 134V133H11ZM216 134V135H215ZM221 134V135H220ZM237 134H239L238 135V137H237ZM242 134V135H241ZM248 134V133H247ZM20 135V134H19ZM113 135V134H112ZM219 135V136H218ZM223 135H226L227 136V138H224V136ZM235 135H234V137H235ZM9 136V135H8ZM14 137H15V135H13ZM22 136V135H21ZM108 136H111V135H108ZM213 136V137H212ZM239 136H242V137H240L239 138ZM154 137H155V134H154ZM169 137V138H168ZM11 138H13V137H11ZM20 138V137H19ZM236 138H234V139H236ZM241 138H244V139H241ZM8 139H9V137H8ZM14 139V138H13ZM15 139H16V137H15ZM18 139V138H17ZM26 139V138H25ZM234 139H232V140H234ZM250 139V138H249ZM10 140V139H9ZM7 141V142H10V141ZM154 140V141H153ZM217 140V139H216ZM231 140V139H230ZM230 140H228L227 142H229V143H225L226 144V146H231V143L233 144L234 142L233 141H230ZM264 140V139H263ZM2 141H3V139H2ZM25 141V140H24ZM53 141V140H52ZM222 141V140H221ZM220 141V142H221ZM223 141H222V143H223ZM241 141L239 142V143H241ZM254 141V140H253ZM12 142V141H11ZM219 142V143H220ZM13 143V142H12ZM16 143V142H15ZM221 143V144H222ZM236 144H238V141H237V139H236V142H235ZM9 144V143H8ZM14 144V143H13ZM44 144V143H43ZM138 144H141V143H138ZM209 144V143H208ZM229 144V145H228ZM235 144V145H236ZM142 145V146H143ZM210 145V144H209ZM148 146V145H147ZM217 146V145H216ZM223 146V145H222ZM4 147H5V145H4ZM7 147V146H6ZM20 147V146H19ZM45 147V146H44ZM79 147V146H78ZM150 147V146H149ZM195 147V148H194ZM81 148V147H80ZM126 149V148H125ZM138 149V148H137ZM4 150V149H3ZM7 150V149H6ZM80 150H84L85 151V153L84 154H81L82 156H79L80 155ZM121 150V149H120ZM20 151V150H19ZM34 151V150H33ZM83 151V152H84ZM148 151V150H147ZM188 151V152H187ZM189 151H190V153H189ZM201 151V150H200ZM246 151V150H245ZM24 152V151H23ZM118 152V151H117ZM121 152V151H120ZM126 152V151H125ZM141 152V151H140ZM185 152V153H184ZM254 152V151H253ZM6 153V152H5ZM18 153V152H17ZM64 153V152H63ZM71 153V154H70ZM122 153V152H121ZM183 153V154H182ZM190 154H192L193 155V157L195 158V157H197L196 159H192V158H190V157H188ZM194 153H195V155H194ZM3 154V153H2ZM8 154V153H7ZM6 154V155H7ZM27 154V153H26ZM29 154H31V153H29ZM75 154H79L78 156L80 157V159L82 160H80V162H79V164L76 162V164L78 165H76V164H73L72 165V163H75V162H73V160H72V158L74 157V155ZM114 154H115V156H114ZM179 154H181V156L182 155H188L187 157L189 158V159H187V163H186V161H183L182 159H181V157H180V155L178 156ZM5 155V154H4ZM114 157H113V156ZM121 155V154H120ZM143 155V154H142ZM192 155H190L191 157H192ZM214 155V154H213ZM219 155H221V154H219ZM233 155V154H232ZM235 155V154H234ZM0 156H2V155H0ZM76 156V155H75ZM111 156V159H110V161L111 160H113V162H110L109 160L107 161L105 158L106 157H110ZM175 156L179 159V157H180V159L183 161V162H185L186 164H184V168H186V169H184L183 168V165H182V168L179 166V167H177L178 165H176L177 163H178V159L176 160V162L177 163H175V165H173L174 166V169H175V171L173 170H171L172 171V173H167V171H168V169H166L165 167H168L167 166V164L169 165V164H171V163H174L175 161ZM212 156V155H211ZM124 159H123V158ZM127 157V158H126ZM201 158V159H199L198 160V158ZM235 157V158H234ZM237 157V158H236ZM238 157L239 156H233V158L234 159H232V160H230V162H228L227 163V166L226 167H228L229 169H231L232 168V165L233 164H237V162H234V161H236L235 159H238ZM258 157H260V156H258ZM113 158H115V159H117V161L116 160H114ZM223 158V157H222ZM226 158V157H225ZM74 159V158H73ZM109 159V158H108ZM122 159V160H121ZM231 159V158H230ZM194 160H196V161H194ZM198 160V161H197ZM213 160V161H212ZM264 160V159H263ZM105 161H107V162H105ZM189 161V162H188ZM210 161H212L211 163H210ZM180 162V161H179ZM182 162V163H183ZM197 162H199L200 164L197 166ZM233 163L232 165L230 164V163ZM105 163H107V164H105ZM110 164V168L108 169V167L107 168H104L105 167V165H109ZM179 164V163H178ZM70 165V166H69ZM72 165V166H71ZM166 165V166H165ZM193 165V166H192ZM170 166V165H169ZM173 166L172 167H170V168H173ZM176 166V167H175ZM201 166V167H200ZM235 165H233V167H234ZM241 166H243V165H241ZM254 166V165H253ZM67 167L69 168V167H74V170H75V172H74V170H72L71 168L68 170L67 169ZM76 167V168H75ZM205 167V168H206ZM63 168H66V170L65 171H67V173L68 172H70V170H72L73 171V173H75V174H72L71 173V175L73 176V178L75 177V175H79V179L82 181L83 179H84V181H86V184L83 182L82 184H81V186H80V184H78L79 186H77V184L76 185H74L75 183H74V181H78L79 179L77 178H72L71 176L69 177V176H63L62 178H65V179H62L61 178V176H62V174L64 173V175H66L65 173L66 172H64L63 170ZM176 168H178V169H176ZM179 168H180V170H179ZM188 168V169H187ZM238 168V167H237ZM63 169V170H62ZM105 170L106 171V169H108L109 170V172H111V173H109L108 171H106V173L108 172L109 174L107 175V176H109L110 175V177L112 176V175H117L116 177H118L117 178V180H121V183L123 184H119V185H117V186H115L114 185V187H112V185H113V183H120L119 181H115V177H109V181L111 182V179L112 178H114V179H112L114 182L112 183V185H110L109 184V182H107L108 181V178L106 179L105 177V179H106V181H104L103 179V181L102 180H99L98 182H97V180L98 179H101V178H99V177H102V175L104 176L105 174H102L101 172H102V170ZM165 169L167 170L166 172H165ZM222 169V168H221ZM225 169V168H224ZM234 169V168H233ZM263 169V168H262ZM63 171L62 172V174H61V172L60 171ZM103 170V171H104ZM178 170V171H177ZM249 170V169H248ZM260 170V169H259ZM104 171V172H105ZM187 173H186V172ZM189 171V172H188ZM201 171V170H200ZM207 171H209V170H207ZM227 171V170H226ZM59 172V173H58ZM103 172V173H104ZM168 172H170V171H168ZM232 172V171H231ZM189 173V174H188ZM251 173V172H250ZM254 173V172H253ZM264 173V172H263ZM58 174V175H57ZM60 174H61V176H60ZM82 174V175H81ZM163 174V176H165V180H163V179H159L158 180V183L160 182L161 183V185H158V183H157V185L159 186V187H162V188H159V189H157L156 187H152V185H154V184H156V182H157V179H158V177H161L160 175H162ZM188 174V175H187ZM58 176V178L59 179H55V176ZM67 175H70V174H67ZM154 175V176H153ZM155 175H157V179L155 180L156 182L153 184V182L154 181H152L151 179H155L154 177H156ZM166 175H168L169 176V178L167 177V179H166ZM187 175V176H186ZM203 175V174H202ZM230 175V174H229ZM84 176V177H83ZM153 176V177H152ZM185 176V177H184ZM77 177V176H76ZM152 177V178H151ZM180 177H184V178H180ZM195 177V176H194ZM202 177H204V176H202ZM242 177V176H241ZM249 177V176H248ZM54 178V181L56 182V183H54V184H56V186L53 184V183H46L47 181L49 182L50 180L49 179H53ZM70 178H72L73 180L71 181V179ZM103 178V177H102ZM162 178V177H161ZM76 179V180H75ZM95 179H97L96 181H95ZM178 179V180H177ZM197 179V178H196ZM199 179V178H198ZM197 179V180H198ZM252 179V178H251ZM60 180H61V182H60ZM87 180H88V182H87ZM90 180V181H89ZM162 180V181H161ZM173 180V181H174ZM199 180H202L201 178L199 179ZM204 180V183L202 182ZM203 180L201 181V183H200V181H199V184H201V185H203V184H205V179L203 178ZM59 181V182H58ZM93 181V182H92ZM95 181V182H94ZM152 181V182H151ZM173 181H171V183H173ZM185 181V180H184ZM207 181H208V178H207ZM52 182V181H51ZM78 182H80V181H78ZM90 182V183H89ZM102 182H105V183H102ZM107 182V183H106ZM165 182V183H166ZM216 182V184H219V183H217V182H219V180H217V181H215ZM243 182V181H242ZM242 182H240V184H242ZM60 183V184H59ZM101 183V184H100ZM117 183V184H118ZM152 183V185L150 186V184ZM171 183H170V187H171ZM178 183H180V185L178 184ZM208 182H206V184H207ZM43 184H45L44 186L45 187H43ZM46 184H47V187H46ZM52 184V185H51ZM89 184V185H88ZM99 184V185H98ZM108 184V185H107ZM178 184V185H177ZM195 184V183H194ZM48 185H50V186H52V187H50V186H48ZM54 185V186H53ZM120 185H122L121 187H123L122 189H121V187H120ZM163 185V186H162ZM87 186H89V187H87ZM94 186H92L93 188L91 189V190H93L94 189ZM119 186V187H118ZM140 186V185H139ZM142 186V185H141ZM172 186V187H173ZM181 186V187H180ZM183 186V187H182ZM185 186V187H184ZM253 186V185H252ZM49 187V188H48ZM97 187V188H98ZM165 187V188H166ZM171 187V188H172ZM75 188V189H74ZM139 188V187H138ZM148 188V189H147ZM175 187L174 188H172V189H176ZM193 188V187H192ZM191 188V189H192ZM72 189V188H71ZM108 189V188H107ZM129 189L130 188H128V191H129ZM164 189V188H163ZM197 188H195V190H196ZM199 189V188H198ZM203 189V188H202ZM65 190H67V191H65ZM90 189H88V191H89ZM97 190V189H96ZM111 190H114V191H111ZM137 190H139V189H137ZM143 190V191H144ZM160 192H159V191ZM204 190V189H203ZM32 191H34L35 192V194L36 195H34V194H32ZM99 191H100V189H99ZM99 191H98V196L99 195H101L100 193H99ZM118 191H116V194H118V195H111L109 192H108V194H109V198H111L112 199V201L110 202V204H108L107 203V205H109V206H107L106 207V205H105V207L103 206V208H108V209H112L113 211L112 212H115V214H117L116 212H118L117 210L120 208V206L122 207V208H124L126 211H124L125 212V215L127 214V213H129L128 212V210H131L130 211V214L132 213V211H134V209L132 210V209H126L124 206H129V208L132 206V207H134V206H136L137 207V204L135 205L134 203L137 201V198H140V197H138V196H141V195H139L136 191H135V193L134 192H129V193H127L126 195L124 194V193H126V192H128L127 190L126 191H124V193L122 194V192L121 191H119L122 195H125L126 196V198H128L127 200H129L128 202L129 203H131V200H132V202L133 203H131V204H129V205H125V204H127V203H125V200L124 199H122V198H124V197H122V195H119V192ZM140 191V190H139ZM142 191V192H143ZM86 192V191H85ZM90 192V191H89ZM94 192H95V190H94ZM113 192V193H112ZM165 192V191H164ZM163 192V193H164ZM27 193L29 194V193H31L32 195H29V196H31L32 197V199L34 198V196H39V198H41V196L43 197V201H39L40 203H41V205L43 206H41V205H39V206H41L40 208H38L39 210H43V211H45L46 212V214H44L43 213V211H42V213L43 214H41V213H39L40 211L38 210V212H35V211H37L36 209H35V211L34 210H31L30 212H32V213H34L35 212V214H32V213H30V212H26V211H24V210H26V209H29V207H27L26 209H25V207L28 205V204H25L24 205V203H29V201L30 200H32L31 198H30V200H27V199H29V197L28 198H25V196H28L27 195ZM102 193V192H101ZM137 193V194H136ZM147 193V192H146ZM166 194H168L167 192H165ZM173 193V192H172ZM177 193H179V192H177ZM38 194V195H37ZM95 194V193H94ZM115 194V193H114ZM141 194V193H140ZM155 194V193H154ZM164 195L163 194V196H162V198L161 197H154V198H156V200H154L152 197V200H154V202L151 200V202L148 204L149 205V208H151V210H149V208L147 209V206H146V210H147V212H144V214H143V212L141 213L140 211H139V214L141 213L142 214V218L144 219L145 217L147 218V219H151L153 216H155V215H157V212H159V214H161V212H162V210L163 211H166L167 209L169 210V208H170V211H168V212H166L167 214H169V212H172L173 211V209L175 210V208H173L172 210H171V207L170 206H172V204H169L168 205V203H170L169 202V199L167 198L166 199V196L167 195ZM171 194V193H170ZM202 194V193H201ZM34 195V196H33ZM103 195V194H102ZM102 195L100 196V198H102ZM143 195V194H142ZM161 195H159V196H161ZM188 195H189V193H188ZM193 195V194H192ZM51 196H54V197H51ZM55 196H57V198L58 199H61V201H60V203H58L57 204V201H56V199H53V200H55L54 201V203L53 202H51V200H50V198L52 199V198H55ZM65 196V195H64ZM93 196V195H92ZM104 196V195H103ZM117 196H120V199L122 200V202H124V204L122 203V202H118L119 201V197H117ZM183 196V195H182ZM194 196V195H193ZM200 196V195H199ZM91 197V196H90ZM89 197V198H90ZM95 197H96V195H95ZM94 197V198H95ZM117 197V198H116ZM122 197V198H121ZM148 197V196H147ZM181 197V196H180ZM185 197V196H184ZM189 196H187V198H188ZM191 197V196H190ZM195 197V196H194ZM203 197V196H202ZM214 197V196H213ZM108 198V200H110ZM160 198V199H159ZM165 198V199H164ZM193 198V197H192ZM191 198V199H192ZM205 198V197H204ZM63 199H65V200H63ZM71 199V200H70ZM93 199V198H92ZM141 199H142V196H141ZM162 199V200H161ZM190 199V200H191ZM200 199V198H199ZM219 199V198H218ZM39 200V199H38ZM42 200V199H41ZM63 200V201H62ZM70 200V201H69ZM100 200V199H99ZM124 200V201H123ZM136 200V201H135ZM140 199H138V201H139ZM148 200H150V199H148ZM166 200V201H165ZM171 200H174L172 197H171V199H170V201ZM196 200V199H195ZM198 200V199H197ZM223 200V199H222ZM230 200V199H229ZM228 200V201H229ZM27 201V202H26ZM98 201V200H97ZM102 201V200H101ZM101 201H99V203L101 202ZM105 201V200H104ZM144 201V200H143ZM164 201V202H163ZM168 201V202H167ZM178 201H180V200H178ZM194 201V200H193ZM200 201V200H199ZM218 201V200H217ZM56 202V203H55ZM74 202V201H73ZM76 202V201H75ZM96 202V201H95ZM103 202V201H102ZM166 202H167V204H166ZM174 201H172V203H173ZM218 202H220V201H218ZM39 203V204H40ZM142 203V202H141ZM151 203H153V205L151 204ZM176 203V202H175ZM230 203V202H229ZM248 203H249V201L247 202V203H244V204H246L245 206H246V208L248 207V206H251V205H248ZM29 204H31V202L29 203ZM95 204V203H94ZM96 204H98V202L96 203ZM101 205H102V203H100ZM121 204V205H120ZM145 204V203H144ZM146 204H147V202H146ZM145 204V205H146ZM150 204H151V206H150ZM197 204V203H196ZM233 204V203H232ZM232 204H231V206H232ZM24 205V206H23ZM35 205V204H34ZM72 205V204H71ZM77 205V204H76ZM173 205L175 206V204L173 203ZM200 204H198L197 206H199ZM30 206V205H29ZM74 206V205H73ZM100 206V205H99ZM143 206V205H142ZM177 206V205H176ZM196 206V205H195ZM202 206V205H201ZM24 209H23V208ZM32 207V206H31ZM30 207V208H31ZM110 207V208H109ZM131 207V208H132ZM166 207H168V208H166ZM234 206H232V208H233ZM251 207H253V206H251ZM34 208V207H33ZM32 208V209H33ZM69 208H71V207H69ZM91 208H92V206H91ZM94 208V207H93ZM135 208V207H134ZM164 208H165V210H164ZM191 208H193V207H190V212H187V210H186V213H187V215L190 213H192L193 212V209H191ZM197 208V207H196ZM254 208V207H253ZM60 209V210H59ZM72 209V208H71ZM74 209V208H73ZM90 209V208H89ZM89 209H87V210H89ZM95 209V208H94ZM111 209H110V213H111V215H113L112 214V212H111ZM153 209V210H152ZM198 209V208H197ZM202 209V208H201ZM200 209V210H201ZM30 210V209H29ZM29 210H27V211H29ZM51 210V209H50ZM63 210V209H62ZM99 210H101V209H99ZM99 210L97 211V213L99 212ZM116 210V211H115ZM122 210V209H121ZM138 210V209H137ZM149 210V211H148ZM191 210H192V212H191ZM199 210V209H198ZM217 210V209H216ZM247 210V209H246ZM251 210L252 209H250V210H248V211H250L251 212ZM254 210V209H253ZM58 211H57V213H58ZM72 211V210H71ZM90 211H92V210H90ZM89 211V212H90ZM102 211H104V210H101L100 211V213L102 212ZM106 211H108L107 209H106ZM123 211V210H122ZM141 211H143V210H141ZM175 211H178V210H175ZM95 213H96V211H94ZM93 212V213H94ZM124 212L122 213V214H124ZM137 212V215H138V211H136ZM149 212V213H148ZM156 212V213H155ZM244 212H245V209H244ZM253 212V211H252ZM56 213V214H57ZM59 213H61V211L59 212ZM93 213H92V215H93ZM147 213L149 214V216H147ZM154 214V215H152V217H150L151 215L150 214ZM163 213V212H162ZM165 213V212H164ZM176 212H174V214H175ZM246 213V212H245ZM245 213H243V214H245ZM55 214V215H56ZM105 214H108V212L106 213L105 211H104V213H103V215H105ZM130 214H128L129 215V219H131L132 220V215H130ZM133 214V213H132ZM136 214V213H135ZM146 214V215H145ZM194 214H196V209H194ZM214 214V213H213ZM248 214V213H247ZM250 214H253V213H250ZM249 214V215H250ZM64 215V214H63ZM101 215V214H100ZM110 215V216H111ZM124 215V216H125ZM128 215H126V217L128 216ZM136 215V216H137ZM186 215V216H187ZM249 215H246V217L248 216V218H249ZM91 216V215H90ZM109 216V215H108ZM131 216V217H130ZM144 216V217H143ZM164 216V215H163ZM173 216V215H172ZM200 216V215H199ZM50 217V216H49ZM93 217H95V216H93ZM98 217V216H97ZM102 217V216H101ZM118 217V216H117ZM133 217H135V215L133 214ZM149 217V218H148ZM177 217V216H176ZM188 217H190L189 215H188ZM227 217V216H226ZM230 217H232V216H230ZM234 217V216H233ZM245 217V218H246ZM250 217H251V215H250ZM120 218V217H119ZM141 218V219H142ZM154 218V217H153ZM175 218V217H174ZM178 219H179V215H178V217H177ZM203 218V217H202ZM235 218V217H234ZM49 219V218H48ZM62 219H64V225H62V224H59V223H62V220H61V222H59L58 224L62 227V226H65L66 228L65 229H67V228H70V229H73L72 227L73 226H75L76 228H78V227H82L83 225H80L79 223H77V224H75L76 223V221H77V219L75 220V219H73V218H69V219H66V218H62ZM113 219L114 220H117L116 218H114V215H113V217H111V218H109V219H106L105 220V222L108 224V223H110V226H109V228H113L114 226H115V221H113ZM122 219H124V218H122ZM127 219H128V217H127ZM140 219V220H141ZM182 219V218H181ZM190 219V218H189ZM192 219V218H191ZM237 219H238V217H237ZM243 219V218H242ZM250 219V218H249ZM92 220V219H91ZM94 220V219H93ZM99 220V219H98ZM100 220H101V218H100ZM134 220V219H133ZM229 220V219H228ZM42 221H44V220H42ZM46 221V220H45ZM102 221V220H101ZM122 221V220H121ZM125 221H127V220H125ZM137 221V220H136ZM135 221V222H136ZM167 221V220H166ZM165 221V222H166ZM175 221V220H174ZM194 221H195V219H194ZM230 221V220H229ZM247 221V220H246ZM93 222V221H92ZM98 222L99 221H94L93 223H91V225H88V226H90V228H95L96 229V231L98 230L97 228H96V226H98ZM132 223H133V221H131ZM130 222V223H131ZM134 222V223H135ZM178 222V221H177ZM184 222V221H183ZM196 222V221H195ZM201 222V221H200ZM200 222H198V223H200ZM222 222V221H221ZM233 222H235L234 220L232 221H230V224L231 223H233ZM249 222V221H248ZM260 222H261V220H260ZM39 223V222H38ZM41 223V222H40ZM120 223V222H119ZM127 224V226H126V230H128V231H131V230H133V229H136L137 227L138 228H140V222H139V220L135 223V224ZM137 223L139 224V226L137 225ZM173 223V222H172ZM175 223V222H174ZM197 223V222H196ZM202 223V222H201ZM227 223H228V221H227ZM36 224V225H35ZM121 224V223H120ZM178 224H179V222H178ZM225 224H226V222H225ZM229 224V223H228ZM237 224H239V223H237ZM248 224V223H247ZM77 225V226H76ZM114 225V226H113ZM122 225V224H121ZM161 225V224H160ZM171 225V224H170ZM185 225V224H184ZM193 225H194V223H193ZM197 225V224H196ZM200 225V224H199ZM227 225V224H226ZM232 225H234V223L232 224ZM245 225V224H244ZM260 225H264V220H263V222H262V224L260 223ZM38 226V227H37ZM85 226H87V225H85ZM152 227H153V225H151ZM155 226V225H154ZM172 226V225H171ZM182 226V225H181ZM192 226V225H191ZM190 226V227H191ZM237 226V225H236ZM248 226V225H247ZM103 227V226H102ZM101 227V228H102ZM135 227V228H134ZM150 228V229H148L147 231L145 230V236L143 237L144 238V240L145 239H147L148 241L150 240V236L151 235H153V233L152 232H154V231H156V229L154 228ZM174 227V226H173ZM229 227L231 228V225H229ZM264 227V226H263ZM57 228H60L59 226L57 227ZM89 228V227H88ZM104 228V227H103ZM123 228V227H122ZM158 228V227H157ZM163 228V227H162ZM165 228V227H164ZM186 228H187V226H186ZM188 228H189V226H188ZM223 228V227H222ZM222 228L220 227V229L222 230ZM41 229V228H40ZM61 229V228H60ZM70 229H68V230H70ZM75 229V228H74ZM154 231H153V230ZM160 229V228H159ZM204 229V228H203ZM224 229V228H223ZM232 229H234V228H232ZM39 230V229H38ZM37 230V231H38ZM110 230V229H109ZM115 230V229H114ZM123 230V229H122ZM185 230V229H184ZM187 230V229H186ZM197 230V229H196ZM202 230V229H201ZM40 231H42V230H40ZM40 231H38L37 233L39 234L40 233ZM59 231V230H58ZM106 231V230H105ZM139 231V230H138ZM162 231V230H161ZM183 231V230H182ZM193 231V230H192ZM208 231H210V230H208ZM227 231V230H226ZM232 231V230H231ZM33 232H35V233H33ZM57 232V231H56ZM140 232V231H139ZM144 232V231H143ZM142 232V233H143ZM219 232H220V230H219ZM225 232V231H224ZM227 232H229V231H227ZM14 233V235H12ZM33 233V234H32ZM58 233V232H57ZM57 233H55L56 234V236H57ZM88 233V232H87ZM111 233V232H110ZM109 233V234H110ZM132 233V232H131ZM131 233H130V235H131ZM157 233V232H156ZM203 233V232H202ZM207 233V232H206ZM206 233H204L205 235H206ZM210 233H212V232H210ZM210 233H207V236H205L204 234V238L205 237H207L208 238V234H210ZM221 233V232H220ZM40 234H42V233H40ZM43 234H44V232H43ZM43 234H42V236H43ZM74 234V233H73ZM104 234H106V233H104ZM141 234V233H140ZM160 234V233H159ZM195 234H197V233H195ZM200 234V233H199ZM223 234V233H222ZM226 234V233H225ZM228 234V233H227ZM201 235V234H200ZM224 235V234H223ZM259 235V234H258ZM35 236V235H34ZM108 236H111V235H108ZM115 236H116V233H115ZM176 236V235H175ZM174 236V237H175ZM179 236V235H178ZM187 236H190V237H192L191 235H188L187 234ZM198 236V235H197ZM215 236H217V237H219L220 236V234L218 235V234H216ZM222 236V235H221ZM37 237H39V236H37ZM41 237V236H40ZM114 237V236H113ZM117 237V236H116ZM120 237H122L121 235H120ZM139 237H141V236H139ZM174 237H171V239L173 238L174 239ZM262 237V236H261ZM27 238V239H26ZM35 238V237H34ZM104 238V237H103ZM157 238V237H156ZM179 238V237H178ZM193 239H194V237H192ZM202 238V237H201ZM206 238V239H207ZM209 238H211V237H209ZM247 238V237H246ZM21 239H19L20 241V243H17L16 242V244H18L19 246L18 247H14L13 249H11V250H5V252H4V254H1L2 252H1V250H4V249H0V264H4L5 262L6 263H9V260L10 259H13V258H15V261H16V259H17V261H19L18 263H16V264H30L29 262H30V260L33 262V260H35V262H37V263H40L41 262V260H42V258H43V261L45 260L46 262H47V260H49V254H50V251H48L49 253L48 254H46V256H45V254H42V256H40V254H39V256L41 257L40 259H39V257H38V255L36 256V257H38V258H36L35 257V255H32V254H30V253H34L32 250H34V248L36 247V246H38L39 244H37L38 242L40 243V240L39 241H37V243H36V245L34 244V242L32 243V242H30L29 241V244H27V246H25L24 245V247L22 246L23 244H25V242L23 241V240H21ZM39 239V238H38ZM54 239H56V240H54ZM62 239V238H61ZM133 239V238H132ZM135 239H136V237H135ZM135 239H133V240H135ZM159 239V238H158ZM157 239V240H158ZM162 239V238H161ZM160 239V240H161ZM172 239V241H174ZM191 239V238H190ZM198 239H200V237H198ZM205 239V240H206ZM243 239H245V238H243ZM34 240V239H33ZM53 240L57 243V241H59L58 243L60 244V242L61 241H63V240H59V238H53ZM105 240V239H104ZM114 240V239H113ZM127 240V239H126ZM143 240V239H142ZM155 240V239H154ZM169 240V239H168ZM176 240H178L177 238H176ZM175 240V241H176ZM196 240V239H195ZM204 240V241H205ZM208 240H210V239H207V241ZM36 241V240H35ZM54 241H53V243H54ZM93 241V240H92ZM112 241V240H111ZM125 241V240H124ZM132 241V240H131ZM139 241H141V240H139ZM151 241V240H150ZM166 241V240H165ZM171 241V240H170ZM171 241V242H172ZM174 241V242H175ZM198 241V240H197ZM255 241V240H254ZM22 242H24L23 244H22ZM66 242V241H65ZM110 242V241H109ZM120 242V241H119ZM129 242H130V240H129ZM135 242L137 243V240H135ZM142 243H143V241H141ZM141 242H139V244H142ZM147 241H145V243H146ZM155 242V241H154ZM158 242V241H157ZM160 242V241H159ZM177 242V241H176ZM213 242V241H212ZM244 242H246V240H244ZM250 242H252L251 240H250ZM249 242V240L247 241V243L249 244L250 243ZM32 243V244H31ZM57 243V244H58ZM67 243V242H66ZM107 243V242H106ZM134 243V242H133ZM145 243H143V244H145ZM152 243V242H151ZM170 243V242H169ZM189 243V242H188ZM190 243H193V242H191L190 241ZM239 243V242H238ZM20 244H22L21 246H20ZM58 244V245H59ZM84 244V243H83ZM86 244V243H85ZM84 244V246H86ZM90 243H88V245H89ZM95 244H96V246H97V242H95ZM94 244V245H95ZM110 244H112L111 242H110ZM122 244V243H121ZM120 244V245H121ZM132 244V243H131ZM142 244V245H143ZM158 244V243H157ZM232 244V243H231ZM245 244V243H244ZM54 246V248H56V246H58V245H55V243L53 244ZM61 245V244H60ZM88 245L86 246V248H88L89 249V247H88ZM108 245H109V243H108ZM133 245H137V244H133ZM141 245V246H142ZM165 245V244H164ZM171 245H174V244H171ZM233 245H235V244H233ZM242 246H243V244H241ZM2 245H0V247H1ZM4 246V245H3ZM17 246V245H16ZM75 246V245H74ZM90 246V245H89ZM105 246H107L106 244H105ZM110 246V245H109ZM112 246H114V245H112ZM145 246V245H144ZM147 246V245H146ZM150 246V245H149ZM154 246H156V245H154ZM158 246V245H157ZM181 246V245H180ZM179 246V247H180ZM245 246H246V244H245ZM244 246V247H245ZM249 246V245H248ZM27 247V248H26ZM52 247V246H51ZM60 247V246H59ZM108 247V246H107ZM130 247V246H129ZM148 247V246H147ZM151 247V246H150ZM184 247V246H183ZM235 247V246H234ZM262 247V246H261ZM37 248V247H36ZM35 248V249H36ZM54 248H52L53 250H54ZM61 248V247H60ZM85 248V247H84ZM94 248L95 247H93V250H94ZM112 248V247H111ZM111 248H109V254L111 255V254H115L116 253V248H113V249H111ZM121 248V247H120ZM136 248V247H135ZM139 248H142V247H139ZM145 248V247H144ZM155 249L157 248V247H154ZM241 248V247H240ZM260 248V247H259ZM88 249H85L86 251L88 250ZM117 249H119V248H117ZM148 249V248H147ZM152 249V248H151ZM158 249V248H157ZM164 249V248H163ZM183 249H185V248H183ZM228 249H231L230 247H228ZM51 250V249H50ZM58 250H59V248H58ZM58 250H55V251H57V253H59L60 252V250H59V252H58ZM70 250V249H69ZM90 250V249H89ZM92 250V249H91ZM90 250V251H91ZM91 251V252H93L94 253V251H96V249L94 250V251ZM126 250H128V249H126ZM136 250H138L137 248L135 249V251ZM141 250V249H140ZM142 250H143V248H142ZM146 250V249H145ZM153 250V249H152ZM151 250V251H152ZM63 251V250H62ZM133 251V250H132ZM139 251V250H138ZM147 251V250H146ZM155 250H153L152 252H154ZM179 251V250H178ZM181 251V250H180ZM52 252V251H51ZM54 252V251H53ZM89 251H87V256L89 257L90 255H88L89 253H88ZM90 252V253H91ZM155 252H157V250L155 251ZM57 253H53V254H55L54 256H56V254ZM92 253V254H93ZM121 253V252H120ZM133 253V252H132ZM227 253V252H226ZM240 253V252H239ZM119 254V253H118ZM135 254H137V251L135 252ZM142 254V253H141ZM180 253H178L177 255H179ZM182 254V253H181ZM185 255H186V251H185V253H184ZM35 258H33L32 256ZM49 255V256H48ZM52 255V254H51ZM102 255L103 256H105L104 255V253H102ZM109 255V256H110ZM128 255H129V253H128ZM131 255H134V253L133 254H131ZM212 255V254H211ZM44 256H45V258H44ZM48 256V257H47ZM61 256V255H60ZM118 256V255H117ZM116 256V257H117ZM130 256V255H129ZM169 256V255H168ZM175 256V255H174ZM183 256V255H182ZM188 256V255H187ZM13 257V258H12ZM32 257V258H31ZM51 257H53V255L51 256ZM59 257V256H58ZM71 257V256H70ZM91 257H92V255H91ZM93 257H94V255H93ZM107 257V256H106ZM133 257V256H132ZM135 257V256H134ZM143 257V256H142ZM177 257V256H176ZM210 257V256H209ZM224 257H226V256H224ZM227 257H228V255H227ZM237 257V256H236ZM48 258V259H47ZM103 258V257H102ZM170 258V257H169ZM238 258H240V257H238ZM244 258V257H243ZM242 258V259H243ZM259 258L260 259H262L263 257H262V255H261V257H260V255H259V257H258V259L257 260H259ZM33 259V260H32ZM36 259H38V260H36ZM64 259H66V258H64ZM71 259H73V257H71L70 258V260ZM84 259V258H83ZM86 259H87V257H86ZM93 259V258H92ZM94 259H96V258H94ZM179 259V258H178ZM228 259V258H227ZM230 259V258H229ZM250 259H252V256H251V258ZM58 260H60V259H58ZM89 259H87L86 261H88ZM101 260V259H100ZM104 260V259H103ZM114 260V259H113ZM161 260V259H160ZM182 260V259H181ZM184 260V259H183ZM224 260H226V258H224ZM11 261H14V260H11ZM10 261V262H11ZM14 261V262H15ZM38 261H40V262H38ZM52 261V260H51ZM72 261V260H71ZM90 261H92V260H90ZM97 261V260H96ZM106 261V260H105ZM125 261V260H124ZM128 261V260H127ZM46 262L44 263V264H46ZM66 262V261H65ZM65 262L63 263V264H65ZM82 262H84V261H82ZM89 262V261H88ZM123 262V261H122ZM252 262H254L253 261V259H252ZM42 263V264H43ZM48 263V262H47ZM50 263V262H49ZM48 263V264H49ZM60 263H61V261H60ZM60 263H58V264H60ZM71 262H68V263H66V264H70ZM73 263V262H72ZM119 263V262H118ZM126 263V262H125ZM131 263V262H130ZM245 263V262H244ZM246 263H248V262H246ZM15 264V263H14ZM32 264V263H31ZM52 264V263H51ZM80 264V263H79ZM87 264V263H86ZM89 264V263H88ZM91 264V263H90ZM119 264H121V263H119ZM135 264V263H134ZM254 264V263H253Z\"/></svg>",
	"mask_w": 264,
	"mask_h": 264
}]
</instances>
